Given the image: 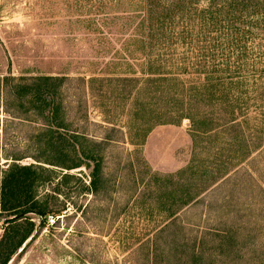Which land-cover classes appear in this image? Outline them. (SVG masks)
I'll list each match as a JSON object with an SVG mask.
<instances>
[{"label": "rangeland", "instance_id": "374dc122", "mask_svg": "<svg viewBox=\"0 0 264 264\" xmlns=\"http://www.w3.org/2000/svg\"><path fill=\"white\" fill-rule=\"evenodd\" d=\"M258 1L263 7L255 15ZM192 2L175 19L198 20L207 2ZM149 12L146 0H0V181L11 162L54 171L34 192L53 223L28 212L9 224L4 219L15 214L0 210V262L17 247L20 236L8 240L13 229L22 233L30 221L28 242L10 252L7 264H186L184 242L192 246L205 228L229 225L238 227L235 249L245 255L237 264H264V147L235 156L243 142H231L228 126L203 134L206 125L193 128L195 116L182 117L229 113L219 100H192L204 77L194 42L202 26L176 25L187 44L167 31L175 43L161 44L160 35L150 44ZM239 12L242 23L233 22L231 33L242 30L243 55L234 40L229 59L232 68L242 64L245 104L234 115L250 142L264 125V0ZM38 75L62 77L56 99L63 155L44 135L47 118L10 92L19 78ZM212 109L214 116L206 113ZM73 133L101 155L97 192L88 188L90 169L65 168L74 156ZM205 240L216 247L217 237ZM209 249L216 259L228 255L225 264L237 257Z\"/></svg>", "mask_w": 264, "mask_h": 264}, {"label": "trees", "instance_id": "16d2710c", "mask_svg": "<svg viewBox=\"0 0 264 264\" xmlns=\"http://www.w3.org/2000/svg\"><path fill=\"white\" fill-rule=\"evenodd\" d=\"M146 1L147 12H150L145 21L148 22V29L150 32L149 38H151V41L153 40L150 44H154V42L159 44L160 41H158V39L160 35L162 36L161 44L165 42L167 47L169 46V42L175 43L173 39L170 41L171 37L176 40L180 39L184 44H187V36L176 32L174 29L176 25L178 23H185L186 26L188 22L195 21L199 28L202 26L203 30L201 29L194 36V38H196L194 42L198 45V61L202 64V69H199L198 73L204 75V77L202 81H199L197 87H194L195 90L192 94V100L195 102L194 106L199 105L201 102L209 103L219 100L220 106L223 108L228 107L226 112L228 111L229 113L228 117H225L226 119L222 117H210L204 113H201L203 116L202 118L196 115L197 113H186L182 117L193 118L195 116L196 119L195 122H193V128L197 132L201 126L206 125L207 128L202 130L203 134H210L217 129L228 126L233 133L231 142H243L240 143L239 148L244 149L241 150V153H236L235 156H238V154L242 155L245 150L246 157H249L254 151L262 149L264 147V145L262 146L264 142V125L261 130L258 129V135L250 142L248 140L245 141L246 137L241 138L242 127L237 117H235L234 112L236 108L240 109V106L245 104V100L239 101V99L242 98L241 94L246 92L242 87L245 82L243 80L245 77L241 69L242 64H239L236 69L232 68L229 59V56L233 54V51H230V47H233L232 43L234 40L238 44H236L237 51L243 55V45L239 46L243 41L242 30L238 27L235 28V38H233V34L231 33V31H233L232 23H242L239 11H243L244 6L252 2V0H205L207 5L199 10L200 17L198 20H186L182 15L180 17L183 19H175L177 15L176 12H184L190 10L191 6H194L192 0ZM261 7H263L261 1L253 3V13L258 15L261 12ZM156 10L160 11L157 15L153 16V14H156ZM233 10L238 14L235 19L232 18L235 17L232 15ZM166 31L167 35L169 33L171 37L165 35ZM164 38L165 40H163ZM259 75H261V78L264 80V69L259 70ZM3 80L7 82L10 81L8 77H4ZM61 81L62 77L53 75H38L30 78L21 77L19 78V83L15 84L10 90L16 97L23 98L25 103H27L26 110H33L37 114L47 118L48 123H45L46 129L44 135L47 136L48 141L52 142L50 146L54 147L58 155H63L64 149L66 148V146L62 144V140L65 139V136L61 131L63 125L59 114L60 104L57 101L58 99H56ZM229 95H231V97L228 99ZM260 97L264 102V90ZM230 99L235 100L234 105H232ZM45 111L47 113H45ZM206 113L213 115V109L211 112ZM261 114L264 116V105H262ZM69 137H72L74 142L72 146L74 156L71 159L72 163L66 165L65 168L72 169L84 166L90 169V182L88 188L92 192H97L102 181L100 153L94 148L84 147L80 139L83 141L85 139L80 135L73 133ZM76 142H80L78 147L75 145ZM217 170L219 172L220 169ZM53 172V170L42 167L41 165H19L16 162H11L3 171V176L0 181V210L15 215L21 212H34L37 217L43 219V222H46L48 207L46 204L39 203V201L35 199L34 192L36 187L50 179ZM182 172L183 171L178 173L182 174ZM204 172L208 175L212 174L211 170L206 171L204 169ZM67 176L70 175L65 174V177ZM175 214V211L170 212V217H173ZM16 220L17 219L7 220L6 223L14 224ZM29 222L22 233H19L17 228L13 229L14 234L10 236L8 240L11 242L15 236H20L16 242L17 247L13 252L11 250L8 251L2 258L0 264H7L10 260V256L25 241V238L33 227V224ZM237 232L238 227L235 225L225 226V229L205 228L204 236L200 238L199 242L197 238L193 241L192 246H188V244L184 242L185 249H183V252H185L188 258L186 259L187 261H185L186 264H225L228 255L221 256L222 259H216L217 256H219L218 253L210 251L209 248L220 249L221 254L226 251L229 253L235 252L237 257L232 259V264H237L240 258L245 256L240 248H237L240 255L236 253L237 251L235 248L239 242L236 240ZM212 235L217 237V245L216 247L215 245L207 247V240H205V237ZM1 244L0 241V246ZM207 251L208 254H206ZM254 258V255L252 257L249 255L246 260ZM253 264H256V261H253Z\"/></svg>", "mask_w": 264, "mask_h": 264}, {"label": "water", "instance_id": "95a60500", "mask_svg": "<svg viewBox=\"0 0 264 264\" xmlns=\"http://www.w3.org/2000/svg\"><path fill=\"white\" fill-rule=\"evenodd\" d=\"M26 213L28 212H21L20 214H16V215H13L12 217H9L7 219H4V220H14V219H18L20 218L21 216L25 215ZM40 222L43 223V219H40ZM28 241L26 240V242H24V244H26ZM21 248V245L19 246ZM17 250V249H16ZM15 250V251H16ZM17 252V251H16Z\"/></svg>", "mask_w": 264, "mask_h": 264}, {"label": "built area", "instance_id": "2783aa9c", "mask_svg": "<svg viewBox=\"0 0 264 264\" xmlns=\"http://www.w3.org/2000/svg\"><path fill=\"white\" fill-rule=\"evenodd\" d=\"M46 222H47V223H53V222H54V217H53V215H47V216H46Z\"/></svg>", "mask_w": 264, "mask_h": 264}]
</instances>
